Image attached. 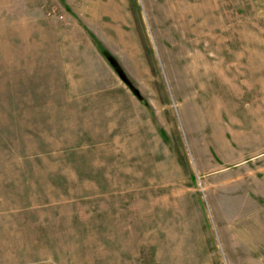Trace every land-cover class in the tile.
Here are the masks:
<instances>
[{"label":"rangeland","instance_id":"1","mask_svg":"<svg viewBox=\"0 0 264 264\" xmlns=\"http://www.w3.org/2000/svg\"><path fill=\"white\" fill-rule=\"evenodd\" d=\"M0 264H264V0H0Z\"/></svg>","mask_w":264,"mask_h":264},{"label":"trees","instance_id":"2","mask_svg":"<svg viewBox=\"0 0 264 264\" xmlns=\"http://www.w3.org/2000/svg\"><path fill=\"white\" fill-rule=\"evenodd\" d=\"M122 73V72H121ZM124 75V74H123ZM125 79H126V81H129L128 79H127V76L125 75ZM129 83V82H128ZM129 85L131 86V84L129 83ZM133 89H134V91H136V88L135 87H133V86H131Z\"/></svg>","mask_w":264,"mask_h":264}]
</instances>
